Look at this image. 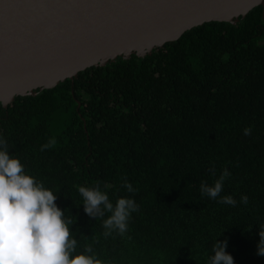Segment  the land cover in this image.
Returning <instances> with one entry per match:
<instances>
[{"label":"trees","instance_id":"obj_1","mask_svg":"<svg viewBox=\"0 0 264 264\" xmlns=\"http://www.w3.org/2000/svg\"><path fill=\"white\" fill-rule=\"evenodd\" d=\"M0 135L57 195L77 253L92 247L103 264H208L215 242L227 240L234 264H264L262 6L236 24L206 23L144 58H118L0 104ZM225 168L220 195L236 206L200 192ZM97 184L114 205L120 197L139 205L124 236L104 235L110 213H85L78 187Z\"/></svg>","mask_w":264,"mask_h":264},{"label":"water","instance_id":"obj_2","mask_svg":"<svg viewBox=\"0 0 264 264\" xmlns=\"http://www.w3.org/2000/svg\"><path fill=\"white\" fill-rule=\"evenodd\" d=\"M258 6L264 19V0H0V104L144 58L206 23L236 24Z\"/></svg>","mask_w":264,"mask_h":264},{"label":"clouds","instance_id":"obj_3","mask_svg":"<svg viewBox=\"0 0 264 264\" xmlns=\"http://www.w3.org/2000/svg\"><path fill=\"white\" fill-rule=\"evenodd\" d=\"M244 134L250 135L251 128H246ZM211 171L214 174L215 170ZM230 175L225 168L214 186L202 182V196L236 206L237 201L232 196L220 195ZM123 187L129 193L138 191L126 178ZM78 192L89 217L96 220L105 213L111 214L103 220L106 237L127 233L132 213L139 211L134 199L120 197L114 205L98 184L91 188L79 186ZM57 198L42 181L26 172L20 159L10 155L7 140L0 135V264H103L92 247L77 253L78 241L70 231L72 221L56 204ZM240 202L246 205L248 196H241ZM259 236L258 255L264 257V225L260 226ZM227 247V240H217L208 264H234Z\"/></svg>","mask_w":264,"mask_h":264}]
</instances>
